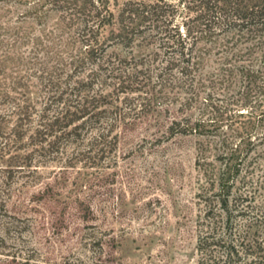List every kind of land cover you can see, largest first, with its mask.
Returning a JSON list of instances; mask_svg holds the SVG:
<instances>
[{"label": "trees", "instance_id": "1", "mask_svg": "<svg viewBox=\"0 0 264 264\" xmlns=\"http://www.w3.org/2000/svg\"><path fill=\"white\" fill-rule=\"evenodd\" d=\"M129 122L203 138L195 264H264V0H0L5 171L64 142L98 157ZM0 216V264H48Z\"/></svg>", "mask_w": 264, "mask_h": 264}, {"label": "rangeland", "instance_id": "2", "mask_svg": "<svg viewBox=\"0 0 264 264\" xmlns=\"http://www.w3.org/2000/svg\"><path fill=\"white\" fill-rule=\"evenodd\" d=\"M125 1L110 0L111 10ZM163 131L129 122L113 128L98 157L64 142L31 166L0 163V215L17 227L10 244L48 264H195L203 138Z\"/></svg>", "mask_w": 264, "mask_h": 264}]
</instances>
